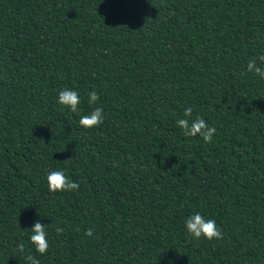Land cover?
<instances>
[{
  "label": "trees",
  "instance_id": "1",
  "mask_svg": "<svg viewBox=\"0 0 264 264\" xmlns=\"http://www.w3.org/2000/svg\"><path fill=\"white\" fill-rule=\"evenodd\" d=\"M262 54L264 0H0V264H264ZM197 117L211 143L176 125ZM195 212L223 239L192 237Z\"/></svg>",
  "mask_w": 264,
  "mask_h": 264
},
{
  "label": "clouds",
  "instance_id": "2",
  "mask_svg": "<svg viewBox=\"0 0 264 264\" xmlns=\"http://www.w3.org/2000/svg\"><path fill=\"white\" fill-rule=\"evenodd\" d=\"M261 65H264V54L257 58ZM257 59L249 60L247 64V72H252L262 79H264V66L257 64ZM100 98V94L96 90L88 92L89 104H95ZM58 103L70 108L72 112L78 111V105L80 104L79 93L73 89L65 88L58 93ZM192 115V108L188 107L184 111V117H190ZM104 110L102 107H96L87 115H82L79 119V125L84 128H93L99 126L104 122ZM176 125L182 130L183 135L186 137H196L199 135L206 143H211L213 135L216 133L214 126L210 127L202 117L189 121L186 118H179L176 120ZM47 184L50 192L57 191H77L80 187L79 183L70 180L62 170H50L47 174ZM185 226L188 233L194 238L204 237L208 240L223 239L222 230L217 227L214 219L205 218L200 212L187 217L185 220ZM58 235L64 232L62 227L55 229ZM86 236H92L93 230L88 229L85 232ZM30 241L35 246V249L40 254H46L49 248L47 239V232L45 224L37 220L34 226L31 227ZM24 244L19 243L17 248L20 252L24 251ZM28 264H40L39 260L33 256L28 255L25 257Z\"/></svg>",
  "mask_w": 264,
  "mask_h": 264
}]
</instances>
